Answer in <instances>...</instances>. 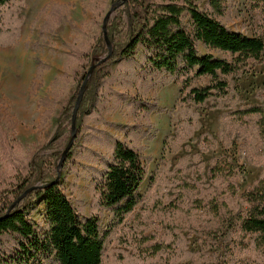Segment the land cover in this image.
Segmentation results:
<instances>
[{"label":"trees","instance_id":"1","mask_svg":"<svg viewBox=\"0 0 264 264\" xmlns=\"http://www.w3.org/2000/svg\"><path fill=\"white\" fill-rule=\"evenodd\" d=\"M25 1L0 0V46L17 42V9ZM249 5L252 11L264 13V0H249ZM236 6L235 0H126L116 10L107 25L112 56L95 67L87 83L77 113L76 138L63 166L68 174H79L80 168L87 174L94 211L86 216L67 194L65 180L54 182L71 139L73 111L86 75L94 58L109 55L101 30L105 10L100 9L92 23V39L69 47L67 60L73 69L68 78L73 89L61 104L54 137L21 157L22 145L0 122V150L12 164L10 174L0 173V264H105L107 244L148 203V196L140 192L142 184L156 180L143 144L155 139L151 115L168 113L176 121L175 135L168 140L170 151L176 153L199 126L200 115L194 108H226L224 103L235 98V81L252 64L264 63V37L248 36L229 25ZM45 69L44 64L38 66V79ZM173 83L180 86L179 112L129 98L118 89L136 84L146 92L158 91ZM258 98L264 99V91ZM124 106L138 110L148 124L121 125L107 119L108 113ZM223 120L231 130L239 128L247 136L253 137L255 129L264 162V107L240 108L223 115ZM248 142L253 146V140ZM210 172L228 182L240 175L228 158L217 160ZM187 183L170 203L173 208L165 222L171 244L142 250L145 257L160 255L162 264H170L191 256L181 236L188 227L180 219L190 215L185 192L194 188ZM228 194L237 198L239 191L229 185ZM239 199L242 208L216 196L198 207L202 213L192 216L201 248L197 259L207 255L214 240L224 243L231 264H264V176ZM36 211L38 220L32 217ZM105 213L110 217L107 226ZM240 251L251 258L241 259Z\"/></svg>","mask_w":264,"mask_h":264},{"label":"rangeland","instance_id":"2","mask_svg":"<svg viewBox=\"0 0 264 264\" xmlns=\"http://www.w3.org/2000/svg\"><path fill=\"white\" fill-rule=\"evenodd\" d=\"M115 1L26 0L17 9L20 36L15 44L0 46V122L22 145L21 157L34 146L54 137L61 104L73 89L68 78L73 69L67 60L69 47L80 45L83 40H91L94 35L92 23L97 13L104 8L105 18ZM235 1L237 6L233 11L230 27L248 36L264 37V13L252 11L249 0ZM55 12L58 14L56 17L53 14ZM115 15L116 12L113 13V19ZM58 16L61 17L60 25L57 24ZM1 20L0 12V22ZM72 26L78 31L72 29ZM40 64H44L46 69L38 79L37 69ZM118 89L129 98H142L151 104L157 103L167 111L179 112L180 86L175 83L158 91L146 92L136 84L118 85ZM263 91L264 63L252 64L235 81V98L224 103L226 108L211 110L209 105L194 108L193 111L200 115L199 126L176 153L170 151L168 143L169 138L175 135L176 121L168 113L151 115L149 123L155 139L143 144L146 147V157L152 158L149 172L156 180L150 184L147 179L142 184L140 192L148 196V203L130 220L128 227L119 231L107 244L105 264L163 263L164 259L160 255L149 258L145 257L143 251L158 243L171 244L165 222L173 208L170 203L179 195L185 182L194 188L185 192L190 215L183 214L180 217L185 220L183 226L188 227L181 231V236L191 256L170 264H231L222 241L210 240L207 255L203 259H197L196 255L201 248L199 236L193 231L195 220L192 216L202 213L198 207L213 196L226 200L232 207L242 208L239 196L253 188L264 176V162L260 156L255 129L251 130L253 137L247 136L239 128L231 130L228 126L230 124L223 120V115L240 108L264 107V99L258 98V94ZM47 114L50 115L49 119ZM175 116L178 118V113ZM107 119L121 125L148 124L138 110L132 111L126 106L108 113ZM249 140H253L254 149L249 145ZM221 158H228L239 168L240 175L236 179L228 182L211 176L210 170ZM11 172L12 164L3 157L0 150V173ZM64 180V187L71 200L82 209L84 215L89 216L94 211V198L86 172L81 168L79 174L63 171L61 181ZM229 185L235 186L239 191L237 198L228 194ZM103 216L107 226L109 214L105 213ZM32 217L40 219L39 211ZM237 256L241 259L251 258L247 252L241 251Z\"/></svg>","mask_w":264,"mask_h":264},{"label":"water","instance_id":"3","mask_svg":"<svg viewBox=\"0 0 264 264\" xmlns=\"http://www.w3.org/2000/svg\"><path fill=\"white\" fill-rule=\"evenodd\" d=\"M125 2H126V0H122L121 2H118V1L115 2L114 6L106 14V16H105V18L103 20L102 32L104 34V39H105V42H106L107 47L109 49V55L107 57H105V58H94L93 59V63H92V65H91V67H90V69H89V71H88V73L86 75L85 81H84V83H83V85L81 87V90L79 92V96H78V99H77V102H76L75 109L73 111V118H72V125H71V139H70L66 149L64 150V152L62 154V157H61V160H60V162H59V164L57 166V179H56V181L54 183H57L59 181V179L61 178V174H62V170H63V166H64V163H65L66 157H67L68 153L70 152L71 148L73 147V144H74V141H75V138H76V134H77L76 118H77V113H78V110L80 108L84 93L86 91L87 83L90 80L95 67L97 65H100V64L104 63L105 61H107L112 56L113 47H112V44H111V42L109 40V37H108V34H107V25H108V23L111 20H113V13H115L116 10L119 9ZM36 188H37V186L29 189L25 193V195H27L29 192L33 191ZM17 203H18V201L15 204H17Z\"/></svg>","mask_w":264,"mask_h":264}]
</instances>
